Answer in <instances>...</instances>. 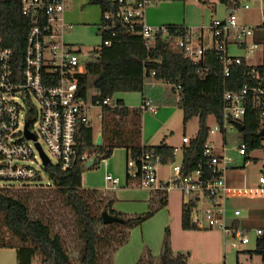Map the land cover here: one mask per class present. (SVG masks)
Masks as SVG:
<instances>
[{
	"label": "built area",
	"instance_id": "1",
	"mask_svg": "<svg viewBox=\"0 0 264 264\" xmlns=\"http://www.w3.org/2000/svg\"><path fill=\"white\" fill-rule=\"evenodd\" d=\"M164 0H110L114 6L102 13L97 32L102 37L101 46L110 47L124 31L142 38L147 47L153 48L158 37L174 35L173 44L183 50L186 58L195 63L204 60L211 48L216 54L225 78L230 77L237 66H248L240 88L223 92L222 117L215 118V126L209 127L198 167L184 174L181 163H170L171 172L165 181L160 180V168L165 165L155 148L142 147L136 153L129 152L126 161V183L156 192L178 189L187 200V207L197 211L195 226L199 229H217L230 236L231 249H240L252 242L251 232L240 221L241 210H233L228 219L226 200L230 197L264 196V173L258 181L228 184L226 173L237 167L241 157L249 158L248 144L243 138L244 116L249 107L264 116V71L261 65L250 62L263 46L257 39L258 25L243 22L240 10L251 9V0H220L222 17L211 20L200 29L180 24L151 25L145 19L146 10ZM70 0H23L22 13L29 17L24 66L17 69L14 51L0 45V188H27L42 181V175L50 180L46 167L59 165L71 169L78 157L77 136L81 126H90L88 110L92 107L116 106L112 98L86 102L79 95V74L87 69L80 50L67 42L71 29L64 21ZM211 35V46L205 44V32ZM238 50L239 52H234ZM156 70L143 78L144 87L158 83ZM138 80L137 78L135 79ZM180 86L176 87L178 101L183 98ZM91 106V107H90ZM140 110L155 112L153 98H143ZM103 112L99 115L102 117ZM30 136H29V135ZM218 134L220 141L212 136ZM239 139L236 146H229L230 135ZM191 139L183 137V143ZM178 148L174 149V153ZM230 151L233 153L230 154ZM42 152L49 162L45 164ZM94 152H86L81 159L87 162ZM106 189H115L120 178L111 173L105 175ZM50 182H52L50 180ZM264 235V228L254 230L255 243ZM261 263L264 264V256ZM238 264V263H237ZM239 264H244L240 263Z\"/></svg>",
	"mask_w": 264,
	"mask_h": 264
},
{
	"label": "trees",
	"instance_id": "2",
	"mask_svg": "<svg viewBox=\"0 0 264 264\" xmlns=\"http://www.w3.org/2000/svg\"><path fill=\"white\" fill-rule=\"evenodd\" d=\"M176 1V0H164ZM185 1V0H181ZM23 0H0V45L10 47L14 51L17 69L24 66V54L27 35L30 29L29 17L22 13ZM89 4L99 5L102 13L113 9L110 0H89ZM257 39L263 46V61L260 69L264 71V0L263 21L259 25ZM173 34V33H172ZM161 34L153 48H149L142 38L129 33H122L110 46H101L87 64L85 72L79 74V95L86 102H95L112 98L119 92H144L143 78L150 75V70H156V81L169 84L171 91L176 93L180 86L183 98L177 102L183 113L184 126L193 118H199L198 131L190 143L183 146L184 174L198 167L202 158L204 144L209 136L207 120L210 116L222 117L223 92L225 89L240 88L248 70L246 63L237 66L230 77L225 78L214 51L209 48L204 60L195 63L186 58L183 50L173 44L174 35ZM138 79L137 81L135 79ZM116 106H103L104 125L102 129L103 142L96 144L93 129L81 126L77 136L78 157L69 170L59 165L46 167L50 180L65 198L66 204L73 210L78 227L79 264H109L106 256L113 251L100 250L102 240L111 242L112 234H103L98 226L110 227L104 224L102 215L92 212L89 199L85 193L90 189L82 188V175L87 169L81 156L86 150L93 149L95 162L111 156L117 147H124L128 153H136L142 147L155 148L162 156L164 164L175 160L174 147L162 141L157 145L142 144V114L140 108H130L120 98L115 100ZM112 116L113 126L108 121ZM130 122V127L125 123ZM243 138L248 144V152L256 149L264 150V116L249 107L243 119ZM250 158V157H249ZM246 158L245 161H247ZM88 168V169H90ZM264 173V163H263ZM112 200H108L106 210L125 219L118 223L128 230L142 225L153 216L154 210L139 216L125 217L111 208ZM166 205L164 198L160 199V207ZM187 206L183 209V228L191 229L190 215ZM264 228V227H263ZM128 232L123 233L118 244L124 243ZM0 248H14L17 253V264H73L64 248L61 236L54 233L52 227L39 217H32L27 202L0 188ZM264 256V235L256 242L255 249L250 253ZM160 264H188L182 256L171 257L164 253ZM239 264V261H238Z\"/></svg>",
	"mask_w": 264,
	"mask_h": 264
},
{
	"label": "rangeland",
	"instance_id": "3",
	"mask_svg": "<svg viewBox=\"0 0 264 264\" xmlns=\"http://www.w3.org/2000/svg\"><path fill=\"white\" fill-rule=\"evenodd\" d=\"M89 0H70L66 9L64 21L68 25H73V29L66 36L67 42L75 45L80 50L81 59L84 63L93 60V53L102 43V37L97 32L100 23L101 10L99 5L88 3ZM251 9L240 10V18L243 22L252 25H260L263 21V0H251ZM170 4V5H169ZM167 5V9L165 8ZM161 6L162 14L171 17L175 24L184 25L200 29L207 26L211 20L222 17L223 6L220 0H176L162 1L156 5H150L147 15L158 10ZM205 44L211 46V35L205 32ZM234 52H239L234 50ZM263 61V50L260 48L250 60L254 65H261ZM115 98H124L130 107H139L143 98H153L157 104L156 112H143L142 129L151 135L148 143L160 144L166 135L173 145H180L183 137L193 139L198 131L199 118L193 117L184 126L183 113L178 107V94L171 91L169 84L158 82L153 87H146L144 92H119ZM115 101V100H114ZM91 103V102H89ZM160 105V106H158ZM91 107V106H90ZM103 112L100 107H92L88 110L90 127L93 135L96 136L102 131L104 117H99ZM110 125L113 126L112 116H108ZM209 127L215 126L214 116L207 120ZM128 121L125 127H130ZM102 133V132H101ZM212 138L219 142L220 136L213 135ZM239 143V139L234 134L230 135L229 146L233 147ZM176 148V147H174ZM181 149L178 151L173 163H181ZM89 152H93L90 149ZM233 152L230 151V154ZM249 157H241L237 160V167L229 170L226 174L228 184L243 185L258 181L263 172L264 150H253ZM118 169L122 186L115 191L114 207L122 210L124 215L139 216L154 210L152 217L147 219L142 225L127 229L118 223H112L110 227L98 226V231L103 234H112L109 237L111 242L102 240L99 244L100 250L117 249L125 245L133 247L137 252L149 253L151 258H159L167 252L171 257L182 256L188 264H237L238 261L244 264H256L262 262V257L254 252L240 251L238 253L231 249L229 243L230 236L225 235L217 229H199L195 226L198 218L197 211L190 208L191 229L183 228V209L187 205L186 197L178 190L172 189L167 194V205L160 207V194L153 193L149 189L130 184L126 186V153L124 148H117L106 160H101L94 168L86 169L83 174V186L90 189L85 193L89 199L92 212L101 215L106 210L108 200L112 196V189H106L104 182L105 173L114 171L108 167V161ZM107 162V163H106ZM163 175L166 177L171 172L170 163L164 165ZM115 175V176H116ZM118 176V175H117ZM126 186L125 190L121 188ZM97 189V190H93ZM11 194L24 199L32 217H39L48 223L54 233L61 236L64 248L70 256L73 264H79V248L81 242L78 238V227L76 216L73 210L66 204L65 198L57 190L50 180L42 175V181L30 184L27 188H13ZM160 195V196H159ZM228 208V219H232L233 210H241L240 221L243 227L250 230L252 242L247 246H240V249H255L254 230L264 227V196L252 197H230L226 200ZM129 207V209H124ZM128 232L127 238L122 244H118L123 233Z\"/></svg>",
	"mask_w": 264,
	"mask_h": 264
},
{
	"label": "crops",
	"instance_id": "4",
	"mask_svg": "<svg viewBox=\"0 0 264 264\" xmlns=\"http://www.w3.org/2000/svg\"><path fill=\"white\" fill-rule=\"evenodd\" d=\"M170 5V4H169ZM167 5L166 7L165 6H161L158 10H156L157 8L155 7V11L154 12H150L151 14H149V16L147 15V10H146V14H145V19L146 21L151 24V25H159V24H175V23H172L174 22L173 20H175L174 18H171L168 16V18H165L167 16H164V14L160 13L162 12V9L165 7L167 9V7L169 6ZM100 8V6H99ZM148 9V8H147ZM101 10V8H100ZM66 12V11H65ZM64 17L66 18V13L64 14ZM101 17H102V11H101ZM101 20V18H100ZM71 29L68 31L71 32V30L73 29V25L71 24ZM118 98H115V96L113 97V100H116ZM124 101L125 105L128 106L126 104V101L124 98H120ZM158 104V103H157ZM160 106V105H158ZM130 107V106H128ZM130 108H137V107H130ZM156 112V111H155ZM102 132V131H101ZM99 133L97 136H96V139L99 135H102V133ZM152 135V134H151ZM151 135L145 131V129L143 128L142 129V136H141V142L142 144H147V145H157V144H150L148 143V140H150L151 138ZM162 141H165L167 144L173 146V147H176V148H180L181 150V154H182V158H183V146L185 145V143L182 142V144L180 145H173L172 144V141L169 139V137H167L166 135L164 136V140ZM96 142V141H95ZM102 142H103V135H102ZM117 148H121V147H117ZM117 148H115L114 150H116ZM124 148V147H122ZM113 150V151H114ZM125 150V153H126V157L128 156V151L126 148H124ZM178 151V150H177ZM177 151L175 152V156L177 154ZM113 153V152H112ZM108 158H105L103 160H106ZM107 163V162H106ZM108 167H112L114 171H108L105 173V175L107 173H111L113 175H116V173L114 172H118V169H116V167L113 165V163H111V161L109 160L108 161ZM166 165V164H165ZM164 167V165L162 166ZM160 168V180L161 181H165L167 176L165 177L162 173H163V168ZM84 174V173H83ZM227 174V173H226ZM118 177H119V174H117ZM116 175V176H117ZM227 178V176H226ZM121 180V178H120ZM104 182L105 184L107 185V182L105 180V177H104ZM82 185H83V175H82ZM128 184L126 183V186ZM122 186V180L120 182V185L115 188V189H112V196L110 197L109 200H112V205H111V208L113 210H115L117 213H120L122 214L123 216L129 218V217H132V216H129L128 214L124 215L122 213V210H117L115 209L116 206L114 207V203H115V191L120 188ZM126 186H123L122 191H127L125 190ZM128 187V186H127ZM83 189H88V188H85L84 186H82ZM93 190H97V189H93ZM152 191V190H150ZM153 193H158L156 191H152ZM169 192V191H168ZM166 192V194L168 193ZM161 193L159 196H160V199L161 198H164L166 200V205H167V197H166V194H162V192H159ZM164 205V206H166ZM124 209H129V207H124ZM162 258H163V255L159 258V260L157 261H154L156 259H153L151 258L150 254L149 253H140V252H137L133 247H127L125 245L122 244V246L118 247L117 249H114L110 254H108L106 256V259L108 261L109 264H160L161 261H162ZM0 264H17V253H16V250L14 248H0Z\"/></svg>",
	"mask_w": 264,
	"mask_h": 264
},
{
	"label": "water",
	"instance_id": "5",
	"mask_svg": "<svg viewBox=\"0 0 264 264\" xmlns=\"http://www.w3.org/2000/svg\"><path fill=\"white\" fill-rule=\"evenodd\" d=\"M239 126H240V128H244L243 124H239ZM96 144L97 145L102 144V135H99L97 137ZM42 154L44 157V162H45V164H47L49 162V159L47 158V156L43 152H42ZM95 160H96V157L93 156L90 160L87 161L86 167L90 168L93 165V163L95 162ZM101 215H102V219H103L104 224L124 223L125 222V219L123 217L117 216V215H112L107 210L103 211V213Z\"/></svg>",
	"mask_w": 264,
	"mask_h": 264
}]
</instances>
